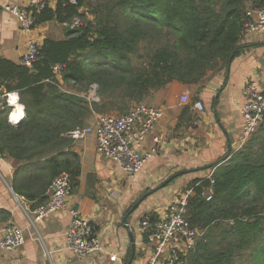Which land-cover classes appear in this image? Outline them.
<instances>
[{
    "label": "trees",
    "instance_id": "1",
    "mask_svg": "<svg viewBox=\"0 0 264 264\" xmlns=\"http://www.w3.org/2000/svg\"><path fill=\"white\" fill-rule=\"evenodd\" d=\"M261 8L264 0H58L36 14L35 27L63 26L77 16L86 23L66 29L62 40L47 38L32 68L0 58V96L18 91L25 105L18 127L8 122L11 108L0 109V158L23 163L14 172L13 191L39 207L62 174L75 190L81 156L72 132L93 113L122 116L173 82L194 86L209 72L229 68L242 53L248 10ZM55 66L62 67L63 84ZM93 86L99 102L87 99ZM210 169L213 184L203 178L190 187L187 220L201 236L177 264H264V141L256 133ZM147 219L155 223L158 216Z\"/></svg>",
    "mask_w": 264,
    "mask_h": 264
},
{
    "label": "crops",
    "instance_id": "2",
    "mask_svg": "<svg viewBox=\"0 0 264 264\" xmlns=\"http://www.w3.org/2000/svg\"><path fill=\"white\" fill-rule=\"evenodd\" d=\"M34 2L0 0V58L19 64L29 41L42 46L47 38H65L66 29L54 22L37 26L30 34H25L17 18L3 10L7 4L28 8ZM51 7L55 8L56 3ZM239 45L242 53L229 68L215 74L209 72L198 85L173 82L146 98L143 103L161 109L164 118L146 143V148L156 146L158 153L140 173H126L116 161L101 156L95 134L75 140L74 151L81 156L79 186L69 196L66 210L53 213L35 225H30L25 209L37 206L23 201L12 189L14 172L23 163L0 158V213L10 216L8 220H0V237L7 225L22 228L25 235V243L17 250L0 251V264H149L155 256V248L145 239L143 219L149 215H157L159 219L187 193L194 195L190 188L194 181L208 178L212 165L239 152L236 150L242 137L245 84L264 82V36L245 35ZM59 81L63 84L62 79ZM94 87L97 88H91L87 99L99 102L97 90L92 91ZM186 93L190 101L185 104L181 98ZM196 102L203 103L204 111L194 107ZM3 105L6 101L0 96V109ZM100 117L93 113L85 127L95 128ZM256 133L263 142L264 123ZM72 211L79 212L95 227L104 246L103 253L82 257L68 250L65 235ZM126 215L127 225L123 222ZM171 247L185 253L182 243L174 242ZM168 257L169 251H166L162 258Z\"/></svg>",
    "mask_w": 264,
    "mask_h": 264
},
{
    "label": "built area",
    "instance_id": "3",
    "mask_svg": "<svg viewBox=\"0 0 264 264\" xmlns=\"http://www.w3.org/2000/svg\"><path fill=\"white\" fill-rule=\"evenodd\" d=\"M57 1L35 0L33 5L28 8L16 4H7L3 10L17 18L23 33L30 34L36 28V14H39L46 7H50L51 4L57 3ZM72 3L77 5V0H72ZM246 18L247 24L242 32V37L253 34L264 36V9H250ZM85 23L84 17L77 16L71 22L65 23L63 27L68 30H77L83 27ZM40 47L36 42L29 41L21 64L32 68L39 59ZM53 71L57 79H61L62 67L55 66ZM96 90L97 88L94 87L92 91L96 92ZM243 94L245 98V104L241 109L243 129L237 152L243 149L247 141L264 123V82H247ZM3 98L13 112L14 105L8 103L7 93L3 95ZM93 100L98 101V98L93 97ZM181 100L185 104L188 103L190 101L189 94H184ZM194 107L199 111H204L205 108L202 102H196ZM163 118L164 112L161 109L147 103H141L122 116H101L95 128L77 129L70 134V137L75 141L84 139L89 134H95L98 153L105 158L116 161L124 172L136 175L158 153L156 146L146 148V143L148 136ZM23 120L24 118L20 119L14 126H20ZM214 172L215 169L211 170L208 175L212 184L214 183L212 180ZM72 191L69 175L62 174L57 177L52 184L51 196L46 204L32 210L25 209L30 225H35L36 222L44 220L53 213L66 210L68 198ZM213 194L212 189L207 192L208 201L212 199ZM191 195L192 193L189 192L172 204L155 223H151L149 220L142 223V228L146 231L145 239L155 248V256L149 264H177L180 252L171 247L174 242L182 243L185 253L196 247L201 232L191 228L187 220L188 202ZM71 215V224L65 235L68 250L82 257L103 253L104 246L92 223L77 211H72ZM24 243L25 235L22 228L15 225L4 227L0 237V251H14L23 246ZM166 251H169V257L163 259L162 256Z\"/></svg>",
    "mask_w": 264,
    "mask_h": 264
},
{
    "label": "clouds",
    "instance_id": "4",
    "mask_svg": "<svg viewBox=\"0 0 264 264\" xmlns=\"http://www.w3.org/2000/svg\"><path fill=\"white\" fill-rule=\"evenodd\" d=\"M8 103L14 105V110L10 113L8 122L12 125H16L24 115L25 105L20 103V94L18 91L8 93Z\"/></svg>",
    "mask_w": 264,
    "mask_h": 264
},
{
    "label": "rangeland",
    "instance_id": "5",
    "mask_svg": "<svg viewBox=\"0 0 264 264\" xmlns=\"http://www.w3.org/2000/svg\"><path fill=\"white\" fill-rule=\"evenodd\" d=\"M88 1L93 3V4H95V3H98L100 1H106V0H88ZM240 264H252V263L250 261H246V262H243V263H240Z\"/></svg>",
    "mask_w": 264,
    "mask_h": 264
},
{
    "label": "water",
    "instance_id": "6",
    "mask_svg": "<svg viewBox=\"0 0 264 264\" xmlns=\"http://www.w3.org/2000/svg\"><path fill=\"white\" fill-rule=\"evenodd\" d=\"M23 123V121L20 123V125ZM127 218H128V215H126L125 217H124V219H123V222H124V224H126L127 225ZM126 227H128V226H126Z\"/></svg>",
    "mask_w": 264,
    "mask_h": 264
},
{
    "label": "bare ground",
    "instance_id": "7",
    "mask_svg": "<svg viewBox=\"0 0 264 264\" xmlns=\"http://www.w3.org/2000/svg\"><path fill=\"white\" fill-rule=\"evenodd\" d=\"M14 107V106H13Z\"/></svg>",
    "mask_w": 264,
    "mask_h": 264
}]
</instances>
